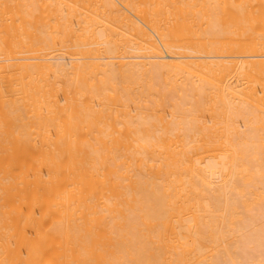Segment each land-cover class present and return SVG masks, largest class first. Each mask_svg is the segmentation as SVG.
<instances>
[{
	"label": "bare ground",
	"instance_id": "1",
	"mask_svg": "<svg viewBox=\"0 0 264 264\" xmlns=\"http://www.w3.org/2000/svg\"><path fill=\"white\" fill-rule=\"evenodd\" d=\"M0 264H264V0H0Z\"/></svg>",
	"mask_w": 264,
	"mask_h": 264
}]
</instances>
